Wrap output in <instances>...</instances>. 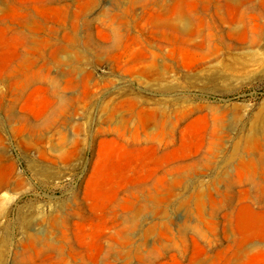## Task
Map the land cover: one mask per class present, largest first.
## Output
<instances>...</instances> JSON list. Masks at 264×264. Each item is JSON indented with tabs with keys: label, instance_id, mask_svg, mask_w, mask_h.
<instances>
[{
	"label": "rangeland",
	"instance_id": "obj_1",
	"mask_svg": "<svg viewBox=\"0 0 264 264\" xmlns=\"http://www.w3.org/2000/svg\"><path fill=\"white\" fill-rule=\"evenodd\" d=\"M0 264H264V0H0Z\"/></svg>",
	"mask_w": 264,
	"mask_h": 264
}]
</instances>
